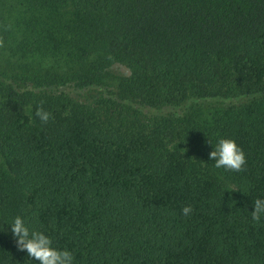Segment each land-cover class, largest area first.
Wrapping results in <instances>:
<instances>
[{
	"label": "trees",
	"instance_id": "obj_1",
	"mask_svg": "<svg viewBox=\"0 0 264 264\" xmlns=\"http://www.w3.org/2000/svg\"><path fill=\"white\" fill-rule=\"evenodd\" d=\"M257 198L264 0H0V264L17 215L74 264H264Z\"/></svg>",
	"mask_w": 264,
	"mask_h": 264
},
{
	"label": "clouds",
	"instance_id": "obj_2",
	"mask_svg": "<svg viewBox=\"0 0 264 264\" xmlns=\"http://www.w3.org/2000/svg\"><path fill=\"white\" fill-rule=\"evenodd\" d=\"M35 115L43 123L52 117L51 113L38 108ZM208 159L213 161V167L224 171H241L246 163V156L242 148L231 138H219L215 145L211 144ZM192 212L190 205L183 207L184 216ZM264 217V198H257L252 203L251 218L260 221ZM7 231L15 243L18 252L26 253L27 258L36 264H74L73 254L67 249L53 246L52 238L43 231L30 230L29 224L23 216H15L8 224Z\"/></svg>",
	"mask_w": 264,
	"mask_h": 264
}]
</instances>
